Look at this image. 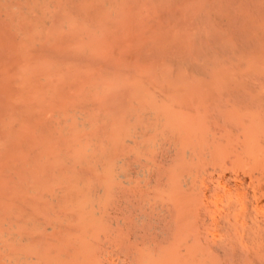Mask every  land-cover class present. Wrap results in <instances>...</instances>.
Wrapping results in <instances>:
<instances>
[{
	"label": "rangeland",
	"instance_id": "374dc122",
	"mask_svg": "<svg viewBox=\"0 0 264 264\" xmlns=\"http://www.w3.org/2000/svg\"><path fill=\"white\" fill-rule=\"evenodd\" d=\"M38 1L0 0V264H139L141 251L145 252L143 245L146 248L149 245L150 249L151 243H155L154 247L160 243L159 235L166 229L165 224L161 225L165 210H162L163 216L160 212L162 218L155 216L162 206L158 208L151 201L148 204L145 201L150 200L146 197L151 194L150 185L156 183L154 171L146 168L142 172L145 175L136 174L132 170L135 166L131 168L132 159H123L126 164L122 162L125 150L133 149V142L132 146L127 143L130 144L129 138L132 141L134 133L132 136L131 128L130 133L122 132L132 121L127 120L125 128L120 124L125 123L127 114L134 111L141 87H150L151 91L157 87L159 92L153 94L152 91V96H161L159 100L156 98L158 102L163 100L159 95L162 91L165 93L159 88L162 83L165 88L169 84L180 88L181 85L183 88H200L202 85L204 89L206 83L209 87L215 84L216 95L223 92V87L219 89L218 86L224 84L226 90L236 88L235 94L232 92L235 96L232 101L238 100L237 105L241 102L238 98L243 88L257 89L258 92H253L259 96L258 101L250 102L251 106L248 103L250 111L240 106L241 110H246L243 114L238 106L242 116L235 107L232 109V101L228 106L239 118H246L245 126L249 125V120L254 124L255 116L257 122L253 128H257V123H264V0ZM210 89L212 92L213 88ZM223 104L220 102L222 107L227 106L226 101ZM204 106L209 109L207 114L213 110L209 113L212 119L207 117L211 132H217L219 127L229 131V125L211 122L215 118L214 105L210 108L205 103ZM217 107L218 104L215 109ZM133 115L129 119H134ZM236 128L231 130H238L231 136L234 141L240 134ZM122 134H126L127 141H122ZM260 134L264 138V134ZM261 138L258 140L264 145ZM156 152L160 157L154 154L155 164L167 167L170 156L163 160L161 151ZM158 159H167L165 165ZM129 177L133 182H129ZM126 179L129 184L133 183V189L141 188V185L143 188V183L144 187L147 183L150 186L149 190L146 187L148 193L144 188L140 201L138 198L133 201L132 188L129 192ZM135 179L141 182L136 181L135 185ZM157 188L160 195L168 192L167 187ZM122 189H128L125 200L129 197L132 206L135 202L137 207L144 202L150 208L155 206L154 217L152 214L149 219L144 218L141 209L136 210L139 215L134 212L129 201L123 202ZM151 190L154 197L156 190ZM68 192L73 194L66 197ZM159 192L158 195L155 193L154 199ZM154 199L151 197L152 201ZM212 204L217 215L223 213L220 201L212 199ZM122 205L125 206L123 210ZM125 208L129 211L125 212ZM145 208L143 211L149 210ZM259 211L262 218L263 211ZM149 213L153 212L150 210ZM78 217L79 223L75 221ZM121 218L126 224L123 226L125 241ZM157 218L162 220L160 224ZM151 219L154 223L149 228L147 224H151ZM71 222H76L73 227ZM139 222L143 224L141 228ZM159 226L162 228L157 230ZM150 230L152 234H149ZM226 230L229 229L217 230L222 235V238L217 237L221 242H224L223 234H229ZM143 231L146 239L144 235L141 244L139 238L143 237ZM165 233L160 235L162 241ZM136 235L138 239L133 237ZM148 235L151 240H147ZM81 236L86 239H80ZM157 247L159 251L164 248L161 244ZM152 250L149 255H153ZM80 252L81 256L78 255ZM263 254H260L261 262L257 260L255 264L264 263ZM149 257L146 260L145 255L141 263L147 264ZM230 260L229 264H232ZM159 263L163 262L159 260Z\"/></svg>",
	"mask_w": 264,
	"mask_h": 264
},
{
	"label": "bare ground",
	"instance_id": "6f19581e",
	"mask_svg": "<svg viewBox=\"0 0 264 264\" xmlns=\"http://www.w3.org/2000/svg\"><path fill=\"white\" fill-rule=\"evenodd\" d=\"M40 1H38V3ZM33 7L31 5V8ZM43 8H44V5H43ZM35 10H36V7H35ZM50 34L51 32L47 36L50 37ZM50 44H51V41L49 42V45ZM162 84H160L159 88H162L165 93L162 94L163 91L162 93L160 92L161 94L159 93V95L163 96V100L161 99L160 102H158L157 99L159 100L161 96L159 98L157 97L156 94H155V97L152 96L155 91H157V93L159 92L157 87H155L156 90L154 91V89L152 88L153 85L151 86V88L153 89L152 90L153 94H152V91L149 89L150 87L148 88L147 86L142 85L144 86V89H142L143 87H141L140 85L141 90L138 91V96L140 98L138 96L136 98L135 96L136 101L137 99L139 100L137 102L135 101L136 107L134 104V108H135L134 111L131 112V110L133 109L132 108L133 106H132L130 109L131 115L127 114L128 118L127 116L125 117V123L120 124L121 126H123V128H125V126H127L126 124L127 120L129 121V123L130 121H132V123H130L131 125L129 124L130 127H126L124 130L122 128L123 130L122 132L123 133L129 132L130 131L129 129L131 128V134L134 133V137H131L132 141L129 138L130 144L127 143V145L130 146L131 142H133L132 143V145H134L132 147L133 149H131V151L129 150V152L128 150H125L126 152L122 156V162L126 164L127 162L123 161V159L124 160H126L127 158H129L130 160L132 159L133 161L131 162H134V164H131V163L129 164H131V168L133 167V165L135 166L132 168V170L134 169V172L136 171V174H142L143 170H146V168L147 170H150V172L154 171L157 177L155 179L156 180L155 185H153V182H152V185L155 186V188L154 187L152 188V185H150L151 189L156 190L154 192V197H155V193L157 192V195H158V192H159V190L157 191V189H159L157 187H160V188L167 187L168 189L167 194L164 193L160 195V192H159V196L154 199L153 194H152L153 191L151 189L149 190L150 186L147 185V183L145 184V187L143 183V188L141 185V188L137 187L136 189L135 187L133 189V183L129 184L130 180L131 181L133 180L132 177L128 178L129 182L127 179H126L127 182L124 180L123 186H125V182H126L127 185L129 184L128 185L129 192H130V188H132L133 190V191L131 190V193L133 192L132 193L133 195H131L130 193V196H133V201H134V198L136 201L137 198L139 199V197L143 196L145 191L146 193H148L147 190H149L151 191V194L149 192L150 195L147 194L146 196L148 197L147 199H150L149 201L145 199V195H144V199L145 201H147V204L148 202L150 203L151 201L152 204L153 205L155 204V206L158 208H159V205L162 206V209L159 208V210H157L155 206L153 207V205H152L153 208H150V206H147L146 202H144L146 205L141 204L139 202L140 204L138 205V207L135 202L134 204L135 206H132V203H131L132 201H129L128 199L129 197H127L128 200L127 199L125 200L127 196L126 190L128 189L124 190L125 189L124 188L121 191L122 197L124 199L123 202L129 201L131 205H129V203L128 205L132 206V208L135 209L134 212H136V210L138 212L141 209L142 210L141 212L144 218L146 217L149 219V217H151L152 214H153L152 217H154V212H155L154 210H157L159 212V214L158 212L155 213V216L157 214L160 217H161L160 212L162 213V210L163 209L165 210L164 217H163L164 223L162 222L161 219L159 221V219L157 218L159 221V224L162 222L161 225L165 224L166 226V229H165L166 233L164 231L162 232L163 229L161 230L162 233H165L163 235V241H162V238H160L161 237L160 235L162 233L159 235L160 240L158 241H160V243L157 241L158 242L157 246L158 244H161L162 248L164 246L163 248L164 251H162L163 249L159 251L157 246L154 247L155 243H151L152 245H150V249H148L149 245H147L148 246L147 248H146V245H143V247L145 246V248L143 249L142 247V250H145V252H148L147 253L148 255L144 251H141L140 249V251L143 252V254H140L142 255L141 256L142 260H140L139 258L140 256L138 253V258L140 260V263L138 261L137 262L139 264H142L141 262L144 261L143 258L145 259V255H146V260L148 259V256H150L149 260L151 264H152L151 260H153V264H155L157 259L161 260L163 262L162 264H220V262L222 263L224 262V264L228 262L229 264L228 260L230 259H233V261L230 260L232 261V264H255L257 263V260L259 262L260 259L262 258V255L260 254L264 253V204H263L264 202V183H263L264 149H263V146L264 145H263V142L261 144L262 140H258V139L261 138V136H263L260 134V132L264 134V126H263L264 123H262L263 125L261 123L260 124L257 123V128H255L256 125L254 124L257 122V116H255V120H253L254 124H252V122H250L249 120L251 118V115H250L248 119L249 125L247 124V126H249L250 128L249 127L247 128V126H245L246 118L244 116H243L244 118L242 117L243 119L239 118V116H242L244 114V111L246 110L250 111L251 109V107H249L251 106L250 102H253L254 104L256 102L255 100L258 99L259 96L256 93H254L255 91L258 92L257 89L254 91V89L250 90V87L248 90L243 88V90L241 91L244 93V90H247V92L245 91V93L244 94L242 93V95L241 93H239V96L240 95L241 96L240 97L238 96L239 97L238 99L240 100L241 98L240 100L241 102H239L237 105L238 100L237 102L232 101L233 98H235V96L233 95L234 93L233 91L236 89L235 87H234L235 88L234 90L230 91V89L227 86V88L229 89L228 91V89L227 90L225 89L226 86L224 87V84L223 86H218L219 89H222L221 87H223V89H225L227 92L225 93L224 90L222 89V91L225 94L223 92H220L219 94L218 92V94L216 95L217 90L216 89L214 90L215 84L213 87L212 86L209 87V85H206L207 83L205 84L206 87L208 86L207 88L209 89V91L211 90L210 88H213L212 92L211 91L209 92L206 87L204 89L202 85L200 88H195V87L183 88L182 85L180 88V86L174 85L176 87L174 88V86L172 87V85H170L171 86L170 87L168 84L169 87L167 86L165 88V85L164 84L162 85ZM200 84H198V86H200ZM228 85L230 84L228 83ZM145 89L147 90L149 89V91H147L149 93L148 97H146L148 93L145 92ZM142 90L145 92V94L143 93ZM237 90L239 91V88ZM141 92L143 93V96ZM237 95L238 94H236V96ZM129 101L131 102V98ZM215 101L216 102L218 101V103H215V104L212 103ZM223 101L224 102L226 101V104L232 101L231 103L233 106L232 109H234L235 107L234 110L235 111L237 110V113H239V116H237L238 114L234 113V111L232 112L231 107L229 108L228 106L229 103L227 104V106L222 107L220 105V102L221 104H223ZM205 103L207 106L209 104L210 108L212 104L214 105L213 109L215 110L214 111L215 115L213 116V118L214 117L215 118H214V121L212 120L211 122L212 123L214 122L223 123L224 126L226 127L227 125H229L228 126L229 131H227V128L221 129V127H219L220 129L216 128V130L218 129L217 132L216 131L214 133L211 132L212 126L211 124H209L208 118L212 119V116H209V113H211L213 110H211V112H208L207 114L206 110L209 111V109L205 108L204 106ZM248 103H249V106H248ZM217 104H218V107H217L218 109H215V105L217 106ZM124 106L127 107V105L125 104ZM238 106L240 109L238 108ZM240 106L245 107L246 110H244V108L241 110ZM238 109L242 111L241 112L243 113L242 115L240 114V111L238 112ZM125 111H127V109ZM124 113L125 112H123V114ZM133 114H135V116ZM132 115L134 116V119L132 118L131 120L129 118ZM234 115L235 117H233ZM252 116L254 117V115ZM253 117L252 119H254ZM250 123H251V126H250ZM218 124H216L215 127H217ZM258 125H260L259 128L261 129L258 128ZM209 126L211 127L209 128ZM230 126H232V129L237 127L236 129H239L240 131V134H238L239 136L238 135L236 136L235 141L233 140L232 137L236 133V131L238 133V130L236 131L233 130L234 131L233 132L231 131L232 129ZM253 126L255 127L253 128ZM215 127H214V130H215ZM125 136L126 134L125 135L122 134V137H123L122 141L126 140ZM256 136L258 137L257 139L258 141L256 140ZM261 139H263L264 141L263 137ZM122 144L123 146L126 145L123 142ZM129 146H125L124 148L129 149ZM124 148H123V151H124ZM156 150L161 151L163 155V160L164 158H167L168 155L170 156L171 159L170 158H168L169 160L166 159L167 160L166 163L168 165L167 167H163V166L161 167L159 164L157 163H156L157 165L155 164L154 157L156 156L154 154L155 153L157 155L159 154V152L157 153ZM158 157L160 156L158 155L157 158ZM159 160L162 161L161 159H158L157 161L159 162ZM165 161H162L163 165H165ZM129 172L131 174V172L133 171H129ZM227 173H229V175H227ZM143 174L145 175V173ZM246 177L247 179L249 178V181H247ZM136 178H138V176ZM142 179L144 180V177H142ZM145 180H148V177L145 176ZM136 181L137 179L134 180L135 185H137L138 181L141 182V180L139 179L137 182ZM121 182L123 183V178ZM131 185L132 187H129ZM146 187H147V190H146ZM144 188H145V191L143 190ZM208 192L211 193L212 195L211 194L208 195L209 194ZM69 193L70 192H68V194L66 193V197L67 195H69ZM122 197H121V200H122ZM151 197L155 200V203H153L154 200L152 201ZM211 197H213L212 198L213 200L216 198L217 201H220V203L222 204L221 206L224 208V210H222L223 213L220 212L219 215H217V211L212 208V206H214L215 204L214 205L212 204ZM209 199H211V201ZM119 204L121 205V202ZM126 204L127 203H125V205ZM141 205L143 206V209L140 208ZM216 206H218V202L216 203ZM124 207L125 206L121 207V209ZM144 207L146 208L148 207L149 210L146 211L147 209L145 208L146 210L143 211ZM128 209L129 208H125L124 211L126 212V210ZM150 210L153 213L148 214ZM258 211L260 213L263 211L261 213L263 215L262 218H261V215L259 216ZM130 212H131V208H130ZM139 213L137 214L139 215ZM121 215L123 216V214ZM162 216H163V213H162ZM124 220H125V217H124ZM124 220L122 219L123 225L121 224L122 226L120 227L122 228L121 233H122V236L124 237L123 240L125 241L126 235L124 236L123 233L126 234V232L123 231V226L125 227L126 224H124L125 223ZM153 220L151 219V224L149 221H148L149 224H147V222L145 223L147 224V226L150 225L152 227L153 225L152 223H154ZM73 221H74V218H73ZM75 221L79 223L78 222L79 217H78V220H75ZM81 221H82V218H81ZM126 221H127V218H126ZM137 221L135 220L136 224H134V227H136V230L138 228L137 226H135V225H138ZM248 221L251 222V224L249 223L250 225H247ZM140 223L141 222H139V227L140 225L143 226L144 221H143V224H140ZM156 223L157 222H155V226H153L154 228L157 226ZM239 223L240 224L242 223L241 226H238ZM68 224L70 225L69 219H68ZM71 224H72L71 227H73L74 224L72 222ZM82 224L84 225L83 222ZM85 226L87 227V224ZM131 227H132V224H131ZM81 228L83 229V227ZM144 228L145 227H142V229ZM161 228L159 226V228L157 227V230ZM218 228L222 230L223 228L229 229L228 230L229 234H227L228 236H226V234L225 235L223 234V236H225L224 242H221L222 240L220 239L222 238L221 237L222 235L220 236L219 232L217 233ZM127 229L128 228H126V230ZM151 230H153V228H151ZM151 230H150V233L148 232L149 234H152ZM145 231L142 232L143 237L139 238L140 239L139 243L141 242V239L144 238V235L146 239V234H144ZM86 234L87 233L85 232L84 235ZM76 236L78 237L77 234ZM122 236L120 238H122ZM218 236L220 237L219 240L217 239ZM67 237L69 238L68 235H66L65 238ZM83 237L81 236L80 239ZM133 237L136 239L137 235L136 237L135 236ZM77 239L80 242L79 238ZM149 239L151 240V237H149L148 235L147 240ZM147 240L146 241L143 240V242L146 243ZM69 241H70V238H69ZM71 241H75V240L71 239ZM127 241L129 242V239ZM148 242L147 244H150V242L149 243ZM82 243L83 242H81L80 244V248H81ZM141 244L143 243L141 242ZM141 244L138 248L141 247ZM151 246L154 247L153 250L151 249ZM136 248H137V245H136ZM156 248L159 252L155 250ZM78 249L79 248H77V251ZM149 250L150 252L152 250L154 251L155 254L156 252L158 254L155 255L152 252L154 256L149 255L150 254ZM134 254H137L136 251ZM78 255L81 256V252L80 254L78 253ZM133 259H137V258H133ZM149 260H148V263H149ZM159 260H158V264H161L159 263ZM143 264H146V262H143Z\"/></svg>",
	"mask_w": 264,
	"mask_h": 264
}]
</instances>
